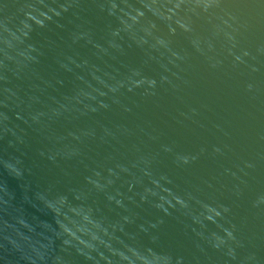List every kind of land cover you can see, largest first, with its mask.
I'll return each instance as SVG.
<instances>
[{"label": "water", "instance_id": "95a60500", "mask_svg": "<svg viewBox=\"0 0 264 264\" xmlns=\"http://www.w3.org/2000/svg\"><path fill=\"white\" fill-rule=\"evenodd\" d=\"M0 264H264V0H0Z\"/></svg>", "mask_w": 264, "mask_h": 264}]
</instances>
